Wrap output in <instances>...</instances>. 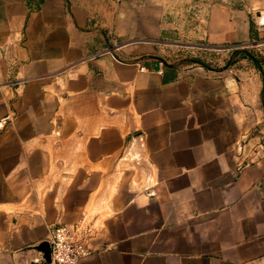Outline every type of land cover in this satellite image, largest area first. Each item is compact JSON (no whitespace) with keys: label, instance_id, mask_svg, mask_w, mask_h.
I'll list each match as a JSON object with an SVG mask.
<instances>
[{"label":"crops","instance_id":"0c3cea01","mask_svg":"<svg viewBox=\"0 0 264 264\" xmlns=\"http://www.w3.org/2000/svg\"><path fill=\"white\" fill-rule=\"evenodd\" d=\"M256 52L264 0H0V264H264Z\"/></svg>","mask_w":264,"mask_h":264},{"label":"built area","instance_id":"2783aa9c","mask_svg":"<svg viewBox=\"0 0 264 264\" xmlns=\"http://www.w3.org/2000/svg\"><path fill=\"white\" fill-rule=\"evenodd\" d=\"M8 117L0 118V130L6 125ZM51 264H79L90 254L85 243L75 238L67 225L56 226L49 237Z\"/></svg>","mask_w":264,"mask_h":264},{"label":"water","instance_id":"95a60500","mask_svg":"<svg viewBox=\"0 0 264 264\" xmlns=\"http://www.w3.org/2000/svg\"><path fill=\"white\" fill-rule=\"evenodd\" d=\"M197 61V60H196ZM201 64H204L201 61H197ZM37 250L41 253V260L34 261L31 264H51V248L48 241H43L37 246Z\"/></svg>","mask_w":264,"mask_h":264},{"label":"rangeland","instance_id":"374dc122","mask_svg":"<svg viewBox=\"0 0 264 264\" xmlns=\"http://www.w3.org/2000/svg\"><path fill=\"white\" fill-rule=\"evenodd\" d=\"M256 57L258 58L259 63L261 65H264V60H263L262 54L260 52H256Z\"/></svg>","mask_w":264,"mask_h":264}]
</instances>
